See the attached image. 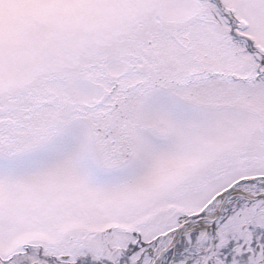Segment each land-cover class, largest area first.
<instances>
[{"label": "snow or ice", "instance_id": "snow-or-ice-1", "mask_svg": "<svg viewBox=\"0 0 264 264\" xmlns=\"http://www.w3.org/2000/svg\"><path fill=\"white\" fill-rule=\"evenodd\" d=\"M0 264H264V0H0Z\"/></svg>", "mask_w": 264, "mask_h": 264}]
</instances>
